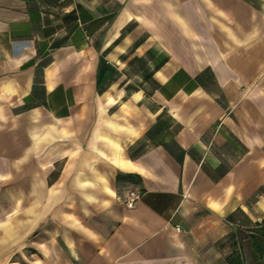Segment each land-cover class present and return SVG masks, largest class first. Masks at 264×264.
<instances>
[{
  "label": "crops",
  "instance_id": "1",
  "mask_svg": "<svg viewBox=\"0 0 264 264\" xmlns=\"http://www.w3.org/2000/svg\"><path fill=\"white\" fill-rule=\"evenodd\" d=\"M238 210L264 216V0H0V264H226Z\"/></svg>",
  "mask_w": 264,
  "mask_h": 264
},
{
  "label": "trees",
  "instance_id": "2",
  "mask_svg": "<svg viewBox=\"0 0 264 264\" xmlns=\"http://www.w3.org/2000/svg\"><path fill=\"white\" fill-rule=\"evenodd\" d=\"M118 178L119 175L117 176V179ZM235 213L244 214L240 210ZM234 215L235 214L229 216L230 221H234ZM250 232L251 236L250 240L248 241V245L252 252V262L253 264H261V260L264 259V216L260 222L254 223V227ZM229 237L233 238V233L230 232L223 243V245L227 244L230 248V253L225 257L226 264H246L242 249L237 247L234 242L229 244Z\"/></svg>",
  "mask_w": 264,
  "mask_h": 264
},
{
  "label": "rangeland",
  "instance_id": "3",
  "mask_svg": "<svg viewBox=\"0 0 264 264\" xmlns=\"http://www.w3.org/2000/svg\"><path fill=\"white\" fill-rule=\"evenodd\" d=\"M136 67L135 65L133 68L135 69ZM254 223L255 222H252L245 214L235 213L234 221H232L233 230L231 231V233H233V238L229 237V241L227 240L229 244L234 242L237 247L242 249L246 264H253L252 252L248 245V241L250 240V231L254 227ZM260 263L264 264V259H262Z\"/></svg>",
  "mask_w": 264,
  "mask_h": 264
},
{
  "label": "built area",
  "instance_id": "4",
  "mask_svg": "<svg viewBox=\"0 0 264 264\" xmlns=\"http://www.w3.org/2000/svg\"><path fill=\"white\" fill-rule=\"evenodd\" d=\"M142 191L138 187H132L124 191V193L117 197V201L127 208H133L140 200Z\"/></svg>",
  "mask_w": 264,
  "mask_h": 264
}]
</instances>
